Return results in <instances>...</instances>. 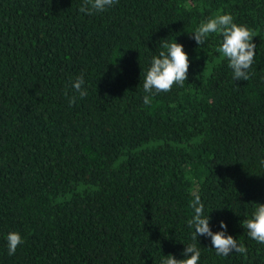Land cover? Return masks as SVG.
<instances>
[{
  "label": "trees",
  "instance_id": "trees-1",
  "mask_svg": "<svg viewBox=\"0 0 264 264\" xmlns=\"http://www.w3.org/2000/svg\"><path fill=\"white\" fill-rule=\"evenodd\" d=\"M82 4L0 0V264H161L192 243L199 264H264L242 226L264 204V0H118L93 15ZM216 13L255 36L247 81L220 34L193 38ZM174 40L188 79L146 105L151 60ZM197 194L212 232L225 222L246 254L192 240ZM13 231L24 243L10 256Z\"/></svg>",
  "mask_w": 264,
  "mask_h": 264
},
{
  "label": "clouds",
  "instance_id": "clouds-1",
  "mask_svg": "<svg viewBox=\"0 0 264 264\" xmlns=\"http://www.w3.org/2000/svg\"><path fill=\"white\" fill-rule=\"evenodd\" d=\"M118 0H83L80 7L82 13L93 15L97 12L107 10ZM220 34L222 43L217 49L228 61V67L233 71V79L247 81L250 78V69L254 63L256 55V45L253 43V32L247 26L234 23L231 14L216 13L202 22L194 31L193 38L197 45H203L211 34ZM162 51L158 56H153L151 66L148 69L144 82L143 90L144 104L151 103V96L161 92H170L176 85L183 87L188 79L190 60L188 54L184 51L183 45L171 42L161 45ZM85 81L83 76H78L71 87L79 98L87 96V90L83 88ZM67 95V92L65 93ZM76 95L69 98L70 104H75ZM256 207L251 219L242 221V226L247 229L248 236L260 244H264V204L255 203ZM190 207L194 214L187 221L188 225L194 229L192 240H198V236L211 238V244L217 255L228 256L235 251L238 254H246L247 248L242 243H238L231 235H226L227 225L220 222V228L224 231L213 233L209 226L210 216L204 215V204L200 196L195 195ZM8 254L14 255L17 248L24 243L19 232H10L7 235ZM200 250L196 243L189 244L183 252V259H176L169 254L164 256L161 264H199Z\"/></svg>",
  "mask_w": 264,
  "mask_h": 264
}]
</instances>
